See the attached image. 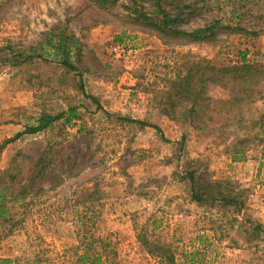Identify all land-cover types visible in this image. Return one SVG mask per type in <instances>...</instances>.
I'll return each mask as SVG.
<instances>
[{
	"label": "rangeland",
	"instance_id": "obj_1",
	"mask_svg": "<svg viewBox=\"0 0 264 264\" xmlns=\"http://www.w3.org/2000/svg\"><path fill=\"white\" fill-rule=\"evenodd\" d=\"M162 1L185 29L230 28L158 31L138 19L155 0H1L0 264H264V82L234 102L222 73L210 79V66L264 64V0ZM61 31L77 70L47 45ZM198 79L194 99L182 80ZM71 107V122L16 137Z\"/></svg>",
	"mask_w": 264,
	"mask_h": 264
},
{
	"label": "trees",
	"instance_id": "obj_2",
	"mask_svg": "<svg viewBox=\"0 0 264 264\" xmlns=\"http://www.w3.org/2000/svg\"><path fill=\"white\" fill-rule=\"evenodd\" d=\"M101 5H106L108 0H97ZM1 7V0H0ZM152 12L151 16L145 12L138 14V19L141 21H145L150 25H153L158 29V31L165 32L167 34H172L176 36H186L189 37L193 41H206L211 40L217 36V31L221 28H230L228 25H224L220 19H214L204 26H199L193 29H185L180 26L179 22L181 21V12H172L169 8H167L162 0H155L154 6L150 10ZM57 35V41L54 42L53 39H50L47 45L53 49H57L58 51H62V56L60 58V62L63 63L66 67L77 70V66L71 59V56L74 53V49L72 46H76L78 40L72 36L69 37L65 34L64 31H61ZM34 52L33 54H28L22 61L28 62L33 59L35 56L44 57L43 50L44 46ZM57 53V52H56ZM49 54H52L49 52ZM211 70H214V74L210 77L212 81H217V73L220 72L223 74L221 79H226V84L229 87V91L231 94V100L234 102L239 101V94L243 91L246 92L247 95L252 93L256 86L260 85L264 82V64L257 63H247L243 62L242 64H236L232 66H223L217 69L214 66H210ZM229 77H225V76ZM83 81V80H82ZM182 87L184 88L185 93H189L191 97L194 99H199L201 96V88H203L202 80L198 79L197 81H185L182 80ZM201 86V87H200ZM81 87L84 88L83 83H81ZM85 91V90H84ZM237 95V97H236ZM93 100L96 101V98L90 96ZM101 108V106H99ZM105 112L108 115H112L110 112ZM78 117L77 108L71 107L68 111H63L58 114L51 113H43L36 121L35 124H31L26 126V129L19 132L16 137L24 134V133H37L42 131L60 119H65V123L71 122L72 119ZM120 119L136 122L142 125H151L158 129V131L163 135L162 129L156 124H150L143 120H136L132 118L120 117ZM9 171L6 170L1 175L0 173V216H3L7 210V190L9 187L6 185L7 181L4 180V176ZM11 182L16 178L13 172L10 171ZM190 178V186L193 191V198L197 201H204L207 199L203 194H200L196 189L195 176L194 173L188 174ZM2 176V177H1ZM26 194L23 195V197ZM228 201H237L236 198H226ZM80 262L81 264H104L101 256L99 255H89L88 252H84L80 254Z\"/></svg>",
	"mask_w": 264,
	"mask_h": 264
},
{
	"label": "crops",
	"instance_id": "obj_3",
	"mask_svg": "<svg viewBox=\"0 0 264 264\" xmlns=\"http://www.w3.org/2000/svg\"><path fill=\"white\" fill-rule=\"evenodd\" d=\"M259 44H264V36H262V38L260 40L257 41Z\"/></svg>",
	"mask_w": 264,
	"mask_h": 264
},
{
	"label": "built area",
	"instance_id": "obj_4",
	"mask_svg": "<svg viewBox=\"0 0 264 264\" xmlns=\"http://www.w3.org/2000/svg\"><path fill=\"white\" fill-rule=\"evenodd\" d=\"M261 54V57H264V52L263 53H260ZM254 57H258L256 54L255 55H253Z\"/></svg>",
	"mask_w": 264,
	"mask_h": 264
}]
</instances>
